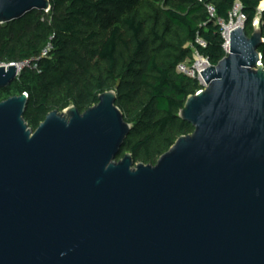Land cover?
<instances>
[{"label": "water", "instance_id": "water-1", "mask_svg": "<svg viewBox=\"0 0 264 264\" xmlns=\"http://www.w3.org/2000/svg\"><path fill=\"white\" fill-rule=\"evenodd\" d=\"M51 10L0 0V25ZM263 44L260 19L230 32L180 111L193 133L155 166L116 162L132 127L115 91L35 131L28 94L1 102L0 264H264ZM17 74L0 65V90Z\"/></svg>", "mask_w": 264, "mask_h": 264}, {"label": "trees", "instance_id": "trees-1", "mask_svg": "<svg viewBox=\"0 0 264 264\" xmlns=\"http://www.w3.org/2000/svg\"><path fill=\"white\" fill-rule=\"evenodd\" d=\"M49 1L52 22L36 16L0 25L2 65L40 58L48 46L52 48L47 58L36 62L38 72H25L1 90L8 98L29 95L25 120L32 130L53 112L51 103L57 96L62 97L56 104L63 111L74 105L81 113L98 105L100 96L109 91L117 93L123 114L127 104L137 101V124L124 147L149 131L193 133L179 114L203 87L197 78L180 73L178 66L194 58L193 50L212 65L227 56L219 22L231 24L238 2L248 35L258 18L264 35V12L259 11L264 0H163L154 15L146 17L140 11L142 0ZM259 52L264 64V44ZM102 64L105 73L100 72ZM154 139L155 134L149 133L132 147L136 156L145 151L147 164Z\"/></svg>", "mask_w": 264, "mask_h": 264}, {"label": "rangeland", "instance_id": "rangeland-1", "mask_svg": "<svg viewBox=\"0 0 264 264\" xmlns=\"http://www.w3.org/2000/svg\"><path fill=\"white\" fill-rule=\"evenodd\" d=\"M142 7L140 9L141 13L146 17L154 15L153 10H158L159 7L163 4V0L161 2H158L156 0H142ZM262 5V4H261ZM262 8V7H261ZM33 17L28 16V17H23L27 18V19H34L36 16H40L43 19H46L49 22L53 21V17H52V13L51 11L48 13L45 12H38V11H34L32 12ZM232 18L233 21L231 22V24H235L237 25L239 22H244V19L241 16V4L240 2L237 3L236 6V11H234L232 13ZM259 18L256 20L258 21ZM256 23V22H255ZM226 26V25H225ZM227 27V26H226ZM194 51V58L192 60H187L185 64H187L188 67H192L193 64L195 63V57L197 55L196 50ZM3 65H10V64H3ZM102 73H105V65L102 64L101 65V71ZM8 93L6 91H2L0 90V103L3 101L8 100ZM61 96H57L56 99H53L52 103H51V109L54 111H59L62 112L63 110L61 109V104L57 105V102H61ZM74 105H71L70 107H73ZM75 107V106H74ZM138 102H134L131 104H127L126 105V110L124 111V117L126 119H128L130 126L133 128L136 124H137V112H138ZM38 127L33 126V131L37 130ZM149 133H153L155 134V139L152 143L151 146V158L149 160V163L147 164V154L145 153V151L141 152L140 154H138L137 156L133 153L132 147L139 142L140 140H142V138H144L147 134ZM184 137V135H179L177 133V131L175 129H171L169 130V132H167L166 134H159L155 131H149L148 133H142L140 136H137L136 138H134L133 144L132 145H125V147L122 149L121 154L119 155V157L116 159V162H119L120 160L124 159L126 155L131 154L134 155V164L135 166L137 165H151V166H155L159 159L161 158L162 155H164L165 153H167L168 151H170V149L177 143V141Z\"/></svg>", "mask_w": 264, "mask_h": 264}, {"label": "built area", "instance_id": "built-area-1", "mask_svg": "<svg viewBox=\"0 0 264 264\" xmlns=\"http://www.w3.org/2000/svg\"><path fill=\"white\" fill-rule=\"evenodd\" d=\"M234 11H236V8ZM208 12L212 17L215 16V9L212 6H210L208 8ZM241 16L245 22L246 20H245L244 16L242 14H241ZM219 24L224 29L223 36H224V39L226 40V44L224 46V49L228 53L229 48L227 47L226 26L223 22H219ZM199 43L201 46L205 47L204 42L199 41ZM51 50H52L51 46H48L46 48V50H44V52L42 53V56L40 58L10 64V65H14L17 67V70H18L17 80H19L21 78V76L23 75V73H25V72H38V66H37L36 62L42 58H47L49 53L51 52ZM0 65H2V64H0ZM5 66H8V65H5ZM211 66H213V65L210 63V60L208 58L203 57L197 53V55L195 57V63L193 64L192 67H188L187 64L184 63V64H181L178 66V71L180 73L186 74L187 76H189L191 78H197L200 81L201 85H203L201 73L203 71H205L206 69L210 68Z\"/></svg>", "mask_w": 264, "mask_h": 264}, {"label": "bare ground", "instance_id": "bare-ground-1", "mask_svg": "<svg viewBox=\"0 0 264 264\" xmlns=\"http://www.w3.org/2000/svg\"><path fill=\"white\" fill-rule=\"evenodd\" d=\"M261 7L264 8V2H263V4H262ZM244 25H245V22H239L237 25H235V24L232 23L231 25L227 26L226 27V38H229L230 32L233 29H235L237 27H243Z\"/></svg>", "mask_w": 264, "mask_h": 264}]
</instances>
